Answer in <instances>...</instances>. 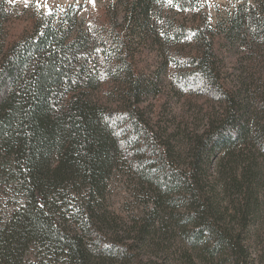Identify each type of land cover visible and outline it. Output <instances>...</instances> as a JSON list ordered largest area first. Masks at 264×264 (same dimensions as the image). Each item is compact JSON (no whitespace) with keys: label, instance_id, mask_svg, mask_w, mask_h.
Wrapping results in <instances>:
<instances>
[{"label":"trees","instance_id":"obj_1","mask_svg":"<svg viewBox=\"0 0 264 264\" xmlns=\"http://www.w3.org/2000/svg\"><path fill=\"white\" fill-rule=\"evenodd\" d=\"M254 1L213 26L200 0H171L184 16L169 25L179 84L199 83L208 97L180 121L156 103L163 89L149 54L160 50L139 34L156 32L165 0L112 2L77 36L34 10L16 38L0 2V179L25 197L0 226V264H194L199 251L212 264L257 263L264 0ZM115 174L143 197L131 222L105 207ZM176 238L186 249L172 252Z\"/></svg>","mask_w":264,"mask_h":264},{"label":"rangeland","instance_id":"obj_2","mask_svg":"<svg viewBox=\"0 0 264 264\" xmlns=\"http://www.w3.org/2000/svg\"><path fill=\"white\" fill-rule=\"evenodd\" d=\"M6 1L7 12L14 13L10 18V35L12 38L19 37L27 28L32 25L36 12L34 10L42 12L46 16H54V24L57 27L64 30L70 29V26H74L71 30L73 35L77 36L81 31L89 32V16L92 14L94 17L98 16V12L105 8L112 2H118V0H28V5L25 6L24 0H0V2ZM200 7L210 17V22L213 26H224L233 16L237 13L238 8L245 4L247 1L253 3L254 0H200ZM165 4L168 6L164 9L161 7L155 8L154 11H160L164 14H169L167 17L163 16L152 27L153 30L143 33L139 31V34H150L159 46L160 57L156 58V54L148 53L151 58L158 60L155 65V70L158 72L160 81V87L163 89V94L157 97V105L166 104L170 107L172 115L178 117V121L182 118L179 116L184 114L187 117L197 115L200 112L197 108L203 105L208 100V97L204 95L201 85L185 86L179 84V74L176 73L175 61L171 57V51L176 46L175 41L171 38L170 32L172 30L170 23H174L175 18H183L184 16L176 10L169 0H165ZM29 9V13H25ZM101 14L100 20H105V13ZM193 11L192 13H196ZM186 13V12H185ZM184 13V15H185ZM18 15V16H17ZM180 15V16H179ZM72 17L75 22H68L66 18ZM13 19V20H12ZM16 19V20H15ZM122 21V16L119 22ZM71 23H73L71 25ZM166 32V33H165ZM159 34V35H158ZM88 53V52H86ZM161 53V54H160ZM243 64H239V66ZM233 74L239 76L238 70L233 69ZM238 80V78H237ZM184 88V89H183ZM207 103V102H206ZM204 107H206L204 105ZM191 108H194L192 110ZM159 110V109H158ZM201 115V114H200ZM172 117V118H174ZM132 178L127 176L115 174L108 183V191L106 194L105 207L108 210L115 211L119 216L124 218L127 222L132 221V217L136 214H140L143 209L142 195L135 194L134 184L131 181ZM128 181V182H127ZM127 182V183H126ZM12 181L5 178L0 179V226L10 219L15 210L25 203L24 194L17 191ZM261 234L260 237L252 240V257L256 258V264H264V227L258 229ZM250 234L255 235L256 229H251ZM253 237V236H250ZM181 238L173 240L171 242L172 252H177L178 248L186 249L187 245L180 241ZM171 248V249H172ZM200 250V248L198 249ZM39 251L38 247L28 255L27 260H36V254ZM179 254V253H178ZM214 264H221L217 263ZM194 264H212L210 258H205L204 253L197 252ZM225 264H229L228 262Z\"/></svg>","mask_w":264,"mask_h":264},{"label":"snow or ice","instance_id":"obj_3","mask_svg":"<svg viewBox=\"0 0 264 264\" xmlns=\"http://www.w3.org/2000/svg\"><path fill=\"white\" fill-rule=\"evenodd\" d=\"M91 2L94 3V0H91ZM169 2H171V0H169ZM24 3H25V6H27L28 5V0H24Z\"/></svg>","mask_w":264,"mask_h":264}]
</instances>
